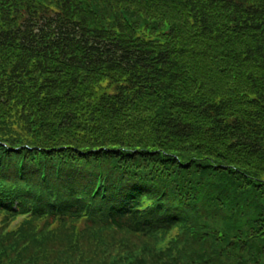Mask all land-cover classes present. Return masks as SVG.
I'll list each match as a JSON object with an SVG mask.
<instances>
[{
  "label": "trees",
  "instance_id": "obj_1",
  "mask_svg": "<svg viewBox=\"0 0 264 264\" xmlns=\"http://www.w3.org/2000/svg\"><path fill=\"white\" fill-rule=\"evenodd\" d=\"M0 212V264H264V0H0Z\"/></svg>",
  "mask_w": 264,
  "mask_h": 264
},
{
  "label": "rangeland",
  "instance_id": "obj_2",
  "mask_svg": "<svg viewBox=\"0 0 264 264\" xmlns=\"http://www.w3.org/2000/svg\"><path fill=\"white\" fill-rule=\"evenodd\" d=\"M8 214H3L0 212V241H4V245H7V242L11 243L13 239L19 240V235L18 233L20 232V230L22 229L23 224L26 222V218L23 216H17V219L10 221L11 219H6L4 220L5 217H7ZM25 218V219H23ZM4 220V221H3ZM6 221H10L9 223H5ZM15 229V231H13L12 233H15V235H12L11 237L5 238L4 236L7 234L5 233L7 230L9 229ZM45 228H43L42 222L39 221L36 223V226L29 231H36L39 233H42L45 231ZM48 229V228H47ZM54 231H50L49 235H53ZM3 235V236H2ZM44 235V234H43ZM174 234H170V233H166V235H162V234H157L155 235L157 238L151 236L150 237H144L142 235H137V236H133L130 233L127 232H117L116 230H107L105 232L102 231V233H99L96 238L102 241H106V247H102V249L107 248L106 251H109L110 248H108L109 244H118L121 241H129V242H133L136 245L140 246L141 242L146 241L147 244L149 245H153L156 247H159L160 244L165 243L166 241L169 240V238H171ZM149 238V239H148ZM92 237L87 235L84 240L87 242H92ZM149 240V241H148ZM121 249V247H117L114 252H116L117 250ZM106 253V252H105Z\"/></svg>",
  "mask_w": 264,
  "mask_h": 264
}]
</instances>
